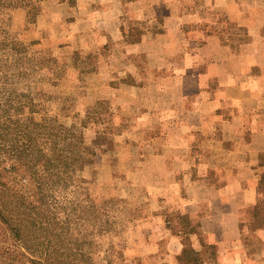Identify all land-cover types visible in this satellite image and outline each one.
<instances>
[{
    "label": "crops",
    "instance_id": "crops-1",
    "mask_svg": "<svg viewBox=\"0 0 264 264\" xmlns=\"http://www.w3.org/2000/svg\"><path fill=\"white\" fill-rule=\"evenodd\" d=\"M12 15L90 77L91 101L137 119L123 160L151 208L132 253L264 264V0H26Z\"/></svg>",
    "mask_w": 264,
    "mask_h": 264
},
{
    "label": "rangeland",
    "instance_id": "rangeland-1",
    "mask_svg": "<svg viewBox=\"0 0 264 264\" xmlns=\"http://www.w3.org/2000/svg\"><path fill=\"white\" fill-rule=\"evenodd\" d=\"M17 8L20 7H9L7 0H0V41H13L24 49L21 53H14V64L5 67L0 74V145L6 142L7 124L25 117L17 113L13 102V98L22 93L36 97L33 106L45 121L57 117L75 134L82 132L85 144L91 150L95 149L96 154L87 156L89 164H77L73 172L64 174L63 178L69 185L64 195L81 199L79 192L85 191L94 199L87 202L91 205L89 207L84 200H79L82 205H77L76 213H61L62 231L96 261L110 257L118 263L126 259V264H134L133 257L147 255L132 253L139 247L141 236L133 227L149 216L147 210L151 208L142 187L132 186L136 169L124 165L123 160L126 156H136L139 151L137 143L125 142L127 135H123L130 125H137V119L123 116L122 106L108 100L91 101L90 77L85 75L76 82L77 72L68 68L69 63L59 45L54 42L44 44L40 38L30 41L26 35L33 22L27 16L25 25L15 24L12 11ZM29 65L37 72L27 68ZM41 145L50 148L51 141L42 138ZM99 152L105 154L103 161L97 155ZM78 153L75 146L71 156L76 157ZM80 179L85 180L77 182L84 191L80 186L76 187L73 196L72 184ZM50 192L57 195L56 191ZM163 252L157 256L163 257Z\"/></svg>",
    "mask_w": 264,
    "mask_h": 264
},
{
    "label": "trees",
    "instance_id": "trees-1",
    "mask_svg": "<svg viewBox=\"0 0 264 264\" xmlns=\"http://www.w3.org/2000/svg\"><path fill=\"white\" fill-rule=\"evenodd\" d=\"M7 5L22 7L26 0H7ZM23 50L13 41H0V74L14 64V53ZM27 68L37 72L31 65ZM34 100L24 93L13 98L17 113L25 117L7 124L6 142L0 145V264H126V259L118 263L110 257L96 261L64 235L59 215L76 213L79 200L89 207L87 202L94 199L80 186L84 179L72 184L73 196L76 187L84 191L79 192L81 199L65 196L69 185L64 174L73 172L77 164H89L87 156L96 153L85 144L82 132L76 135L57 117L45 121L38 116ZM42 138L51 141L50 148L42 147ZM75 146L79 153L72 157ZM191 254L185 249L183 256L191 259ZM161 260L157 255L133 257L134 264H159Z\"/></svg>",
    "mask_w": 264,
    "mask_h": 264
}]
</instances>
